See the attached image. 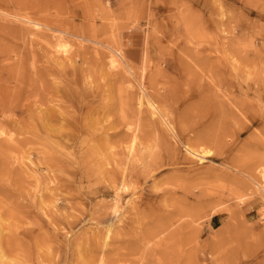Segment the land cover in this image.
<instances>
[{
	"label": "rangeland",
	"instance_id": "374dc122",
	"mask_svg": "<svg viewBox=\"0 0 264 264\" xmlns=\"http://www.w3.org/2000/svg\"><path fill=\"white\" fill-rule=\"evenodd\" d=\"M0 67V264H264V0H0Z\"/></svg>",
	"mask_w": 264,
	"mask_h": 264
},
{
	"label": "bare ground",
	"instance_id": "6f19581e",
	"mask_svg": "<svg viewBox=\"0 0 264 264\" xmlns=\"http://www.w3.org/2000/svg\"><path fill=\"white\" fill-rule=\"evenodd\" d=\"M61 12V11H60ZM58 15V14H57ZM59 20V19H58ZM27 21V20H26ZM62 21V20H61ZM69 23H70V21H69ZM30 24H32V23H30ZM34 24V23H33ZM83 25V24H82ZM81 25V26H82ZM35 26V25H34ZM54 29H56V30H59V31H62V32H64L65 33V35L66 34H69V35H71V36H75V37H80V38H82V39H87V40H89V41H92V42H94L96 45L98 44L99 45V39H97V36L95 35V34H92V33H90L89 32V30L87 29L86 31H81L80 30V27L78 26L77 28H75V24L72 26V27H70L69 26V24L68 23H64V22H62V23H54ZM36 27V26H35ZM83 29V28H82ZM51 31V30H50ZM58 31V32H59ZM52 32V31H51ZM54 33V32H53ZM56 33V32H55ZM30 34V33H29ZM59 34V33H58ZM61 34V33H60ZM61 36V35H60ZM74 37V38H75ZM101 44V43H100ZM105 47V46H104ZM108 49V48H107ZM94 50V49H93ZM110 50V49H109ZM64 53H65V50H64ZM63 53V54H64ZM87 54H88V52H87ZM9 57V56H8ZM77 57L80 59V57H79V55H77ZM10 62V61H9ZM85 62H86V60H85ZM99 62V61H98ZM64 63V62H63ZM109 67H112V68H114V62H111V66H109ZM1 68V67H0ZM126 68V67H125ZM167 68H168V66H167ZM111 69V68H110ZM54 70V69H53ZM1 72V71H0ZM127 72H128V70H127ZM216 72V71H215ZM17 74V73H16ZM57 74H58V72H57ZM119 74V73H118ZM216 74H217V72H216ZM120 75V74H119ZM111 76V75H110ZM54 78V77H53ZM60 78V77H59ZM66 78V77H65ZM117 78V77H116ZM124 78V77H123ZM242 78V77H241ZM121 79V78H120ZM50 80V79H49ZM31 81V80H30ZM110 82V81H109ZM115 82V81H114ZM222 83V82H221ZM228 83V82H227ZM114 84V83H113ZM128 84V83H127ZM126 84V85H127ZM130 84V83H129ZM138 84H139V82H138ZM225 85V84H224ZM139 86V85H138ZM139 88V87H138ZM220 89V88H219ZM141 91V90H140ZM139 92V91H138ZM245 92V91H244ZM255 92V91H254ZM248 93V92H247ZM5 94V93H4ZM50 94V93H49ZM253 94V93H252ZM36 95H37V93H36ZM133 95V94H132ZM139 95V94H138ZM119 96V95H118ZM122 96V95H121ZM124 96V95H123ZM168 96V95H167ZM42 97V96H41ZM138 97V96H137ZM237 97V96H236ZM263 97V96H262ZM125 98V97H124ZM124 98H122V99H124ZM146 98V97H145ZM162 100H163V98H161ZM28 100V99H27ZM140 100V99H139ZM150 100V101H149ZM148 101H149V103H148V106L150 107V112H151V116L152 117H161V119H162V121L164 122V125H166L168 128H169V130L171 131V133L173 134V136H176L175 135V132H174V130H173V128L171 127V125H170V123L168 122V119H166V117H165V115H164V113H162L159 109H158V107L156 106V104H155V102L152 100V99H149ZM29 101V100H28ZM124 101H125V99H124ZM233 101V100H232ZM30 102H31V100H30ZM126 102V101H125ZM124 102V103H125ZM139 103V102H138ZM235 103V102H234ZM54 104V103H53ZM129 104V103H128ZM239 104V103H238ZM237 104V105H238ZM146 105V104H145ZM235 106H236V104H234ZM243 105V104H242ZM108 106V105H107ZM239 106V105H238ZM232 107V106H231ZM237 107V106H236ZM33 108V107H32ZM243 109H244V106H243ZM245 110V109H244ZM247 111V110H246ZM237 112H238V110H237ZM240 113H242V112H240ZM63 119L62 120H65V118H67L66 116H67V111L65 110V111H63L62 112V114L60 115ZM251 117V116H250ZM59 118V117H58ZM57 118V119H58ZM47 119V118H46ZM68 119V118H67ZM41 121H42V119H41ZM48 121V120H47ZM53 121H55V120H52V122ZM232 121V120H231ZM225 123V122H224ZM241 123V122H240ZM230 126H232L231 124H229ZM236 125V124H235ZM261 126V125H260ZM259 126V127H260ZM47 128H48V126H47ZM47 130V129H46ZM196 133V132H195ZM262 133V132H261ZM262 135V134H261ZM198 138H199V136H198ZM130 143H132V141L130 142ZM243 145V144H242ZM241 145V146H242ZM264 145V144H263ZM130 146V148H129V152L131 151V147L132 146H134L133 144H131V145H129ZM255 147V146H254ZM264 148V147H263ZM191 150V149H190ZM190 150H188V152H189V154L191 155V156H193V157H197L198 158V160L200 161V162H202V160L203 159H205L206 157H209L210 156V152H201L200 154H197V153H195V152H192V151H190ZM195 150V149H194ZM263 150V149H262ZM234 152V151H233ZM263 153H259V154H249V155H247V156H244V158L243 159H240V160H236V161H234L233 162V165H234V167H236L237 168V171L238 172H240V173H243L247 168H248V163L251 161V160H255L256 161V163H257V165L258 166H260V167H262L263 168V172H261V179L264 181V151H262ZM251 153V152H250ZM255 153H256V151H255ZM257 153H258V151H257ZM240 158H241V156H240ZM235 160V159H234ZM93 161V160H92ZM116 162H117V159L115 160ZM95 162V161H94ZM93 162V163H94ZM79 163H80V166H82L83 165V159H81L80 161H79ZM96 163V162H95ZM118 163V162H117ZM119 163L121 164V163H123V159L121 160V161H119ZM118 163V164H119ZM256 163H254V165L256 164ZM51 165V164H50ZM98 168H101V166L100 165H98ZM85 168L84 167H82V169H81V173H82V171L84 170ZM103 169V168H102ZM101 169V170H102ZM118 170V169H117ZM105 172H106V170H104ZM113 171V173L112 174H114V173H116L115 172V170L113 169L112 170ZM239 173V174H240ZM254 175V174H253ZM254 183V182H253ZM255 186V185H254ZM251 191V190H250ZM188 225V224H187ZM187 233V232H186ZM141 240V239H140ZM106 241V240H105ZM128 241V240H127ZM133 242V241H132ZM121 243V242H120ZM142 243V242H141ZM140 245V244H139ZM188 245V244H187ZM99 246V245H98ZM107 248V247H106ZM144 251V250H143ZM166 252V251H165ZM143 253V252H142ZM191 253V252H190ZM96 257V256H95ZM157 257V256H156ZM93 258V257H92ZM160 258V257H159ZM113 259V258H112ZM111 259V260H112ZM106 260V259H105ZM158 260V259H157ZM113 261V260H112ZM136 261V260H135ZM90 262V261H89ZM99 262V261H98ZM107 262V261H106ZM148 262V261H147ZM105 263V262H104ZM108 263V262H107ZM110 263V262H109ZM108 263V264H109Z\"/></svg>",
	"mask_w": 264,
	"mask_h": 264
}]
</instances>
